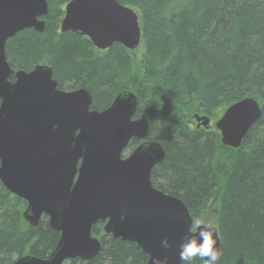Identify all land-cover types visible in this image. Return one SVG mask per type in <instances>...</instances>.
Listing matches in <instances>:
<instances>
[{"label":"trees","instance_id":"1","mask_svg":"<svg viewBox=\"0 0 264 264\" xmlns=\"http://www.w3.org/2000/svg\"><path fill=\"white\" fill-rule=\"evenodd\" d=\"M70 1L47 0L44 31L27 28L7 40L10 67L50 66L59 89L90 93L91 110L108 108L119 93H135V116L150 123L147 140L165 151L151 173L154 187L180 198L195 227L214 222L217 264H264V0H118L139 14V63L122 44L101 50L87 36L61 32ZM246 97L258 101L262 114L239 148L223 145L215 127H192L194 112L220 117ZM139 142L132 139L127 148ZM26 206L0 181V264L27 254L47 258L60 240L47 216L36 226L25 222ZM92 235L101 240L98 255L70 264L148 261L136 243L107 234L103 221ZM191 264L203 261L195 257Z\"/></svg>","mask_w":264,"mask_h":264},{"label":"water","instance_id":"2","mask_svg":"<svg viewBox=\"0 0 264 264\" xmlns=\"http://www.w3.org/2000/svg\"><path fill=\"white\" fill-rule=\"evenodd\" d=\"M48 12L47 0H0V181L26 201L28 224L38 225L45 215L60 232L47 258L27 254L12 264L88 261L101 250V240L92 235L99 221L107 234L136 243L148 256L146 264H181L180 245L193 219L180 198L152 184V170L165 151L158 141L147 140L150 123L135 116L137 95L122 92L108 108L91 110L90 93L59 89L50 66L29 72L10 67L7 40L27 28L43 32ZM60 28L87 36L101 50L115 43L135 50L142 40L139 14L118 0H71ZM261 114L253 97L228 106L214 123L222 144L239 148ZM196 120L210 127L209 116ZM132 139L143 142L124 158Z\"/></svg>","mask_w":264,"mask_h":264},{"label":"clouds","instance_id":"3","mask_svg":"<svg viewBox=\"0 0 264 264\" xmlns=\"http://www.w3.org/2000/svg\"><path fill=\"white\" fill-rule=\"evenodd\" d=\"M198 233L190 229V234L186 236L181 243L179 249V257L182 264H191L193 258L199 257L203 264H217L220 259V252L214 247L215 240L213 239V232L215 226L205 224L200 227V222H196ZM168 244L167 239L163 241Z\"/></svg>","mask_w":264,"mask_h":264},{"label":"rangeland","instance_id":"4","mask_svg":"<svg viewBox=\"0 0 264 264\" xmlns=\"http://www.w3.org/2000/svg\"><path fill=\"white\" fill-rule=\"evenodd\" d=\"M142 46V44L140 45V47L138 48V49H136V50H131V54L133 55V57H134V59H135V61L137 62V63H139V60L141 59V57H142V48L143 47H141ZM180 114L181 115H184L183 117H185V114L183 113V112H181L180 111ZM197 115V112H194V114L193 115H191V119H192V122H193V125H192V127L196 124V122H197V120H196V118H195V116ZM199 116H205V114H203V113H200L199 114ZM219 117H216V116H212V117H210V119H211V121H212V125L208 128V129H211V128H213V127H215L214 126V123H215V121L218 119ZM199 124V123H198ZM200 124H202V123H200ZM197 125V124H196ZM202 127H203V125H202ZM124 154V153H123ZM23 212H24V210H23ZM215 215H216V210L214 211V209H212V210H210V217H212V218H214L215 217ZM22 216H23V213H22ZM24 219V218H23ZM25 221V220H24ZM26 222V221H25ZM201 224H213V225H215L214 224V222H212V221H210V222H204V223H201ZM200 224V225H201ZM64 264H70V262H65Z\"/></svg>","mask_w":264,"mask_h":264},{"label":"flooded vegetation","instance_id":"5","mask_svg":"<svg viewBox=\"0 0 264 264\" xmlns=\"http://www.w3.org/2000/svg\"><path fill=\"white\" fill-rule=\"evenodd\" d=\"M211 123H212V121H211ZM196 124H197V127H198V128H199V127H202V124L199 125L197 122H196ZM211 125H212V124H211ZM203 128H204V127H203ZM142 142H143V141L140 140L139 145H140ZM139 145H138V146H139ZM138 146H137V147H138ZM135 148H136V147H135ZM135 148H134V149H135ZM134 149H133V150H130L129 148L125 149V151H127V152H124L123 157H124V158L128 157V156L134 151ZM152 184H153V183H152ZM153 186H154V185H153Z\"/></svg>","mask_w":264,"mask_h":264}]
</instances>
